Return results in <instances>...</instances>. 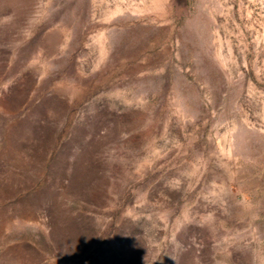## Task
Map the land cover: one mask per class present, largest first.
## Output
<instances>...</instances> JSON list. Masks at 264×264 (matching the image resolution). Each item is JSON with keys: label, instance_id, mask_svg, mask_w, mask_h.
<instances>
[{"label": "rangeland", "instance_id": "rangeland-1", "mask_svg": "<svg viewBox=\"0 0 264 264\" xmlns=\"http://www.w3.org/2000/svg\"><path fill=\"white\" fill-rule=\"evenodd\" d=\"M0 264H264V0H0Z\"/></svg>", "mask_w": 264, "mask_h": 264}]
</instances>
